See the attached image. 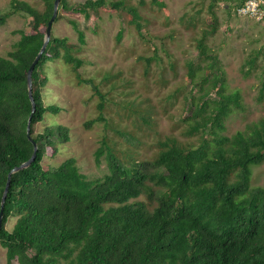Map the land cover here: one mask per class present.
I'll list each match as a JSON object with an SVG mask.
<instances>
[{
    "label": "trees",
    "instance_id": "trees-1",
    "mask_svg": "<svg viewBox=\"0 0 264 264\" xmlns=\"http://www.w3.org/2000/svg\"><path fill=\"white\" fill-rule=\"evenodd\" d=\"M41 1L43 9L11 0L10 10L0 12V26L13 13L23 12L31 27L15 29L19 39L0 55V209L9 172L34 150L27 135L33 107L27 72L45 41L55 0ZM122 5V1L86 0L75 7L61 0L60 8L88 13ZM214 5L212 29L198 40L205 64L189 63L192 81L198 70L204 71L195 83L203 93L199 101L190 100L186 130L189 136L200 134V143L191 146L167 137L159 140L154 158H132L128 163L103 140L96 161L101 164L106 156L108 172L94 179L81 171L75 157L54 167L43 163L49 150L57 154V141L69 140L70 131L56 124L35 132L36 123L48 112L62 109L45 103L43 89L49 77L44 67L58 58L77 72L82 65L75 55L77 44L52 32L33 72L36 110L31 134L38 144L37 157L12 174L5 202L0 246L6 249L7 264L15 260L18 264H264V185L251 184L252 166L264 163V118L232 135L224 133L228 116L243 109V103L239 91L226 92L219 57L206 42L217 30ZM132 12L141 33L136 21L140 15L136 9ZM71 22L83 43L84 32L75 20ZM77 75L79 83L91 84L101 97L99 115L86 122L90 127L105 120V96L93 80ZM211 90L215 94L209 97ZM263 96L264 84L260 99ZM11 217L17 218L9 229Z\"/></svg>",
    "mask_w": 264,
    "mask_h": 264
},
{
    "label": "rangeland",
    "instance_id": "rangeland-1",
    "mask_svg": "<svg viewBox=\"0 0 264 264\" xmlns=\"http://www.w3.org/2000/svg\"><path fill=\"white\" fill-rule=\"evenodd\" d=\"M43 9L41 0H25ZM86 0H68L79 7ZM122 1L118 8H100L88 13L60 8L59 19L52 32L68 37L77 44L75 55L82 65L75 71L62 58L46 63L44 69L49 81L43 89L46 104L59 105V113L48 112L36 123L35 132L64 124L69 127V140L57 141L58 152L48 151L43 158L47 166H57L68 157H75L83 173L99 178L108 172L106 156L101 164L96 152L103 140L117 150L129 163L130 159H152L158 152L159 140L175 137L181 143L195 146L201 135L186 134L189 104L192 97L199 101L203 93L196 72L190 79L189 63L198 67L201 60L198 40L212 29L211 4L215 3L217 30L206 42L219 57L224 72L226 92L239 91L243 109H236L226 120L225 134L243 130L253 121L264 118V20L237 16L234 6L238 0H107ZM11 0H0V12L10 10ZM136 9L141 33L134 21ZM57 16V17H58ZM71 20L84 32V42ZM15 29L30 31V17L23 12L13 13L0 26V55L12 49L20 35ZM142 34V35H141ZM254 60V62H252ZM93 80L104 94V121L90 127L86 122L99 115L101 97L91 84L79 83L78 75ZM215 94L211 90L210 96ZM128 155V156H127ZM251 184L264 185V163L253 165ZM17 217H11V229ZM0 264H7L6 249L0 246ZM12 264H18L15 260Z\"/></svg>",
    "mask_w": 264,
    "mask_h": 264
},
{
    "label": "water",
    "instance_id": "water-1",
    "mask_svg": "<svg viewBox=\"0 0 264 264\" xmlns=\"http://www.w3.org/2000/svg\"><path fill=\"white\" fill-rule=\"evenodd\" d=\"M60 3L61 0H55L54 1V10H53V15L50 18L48 25H47V29H46V34H45V41L40 49V51L38 52V54L36 55L35 59L33 60V62L31 63L28 72H27V77H28V87H29V96L32 100V114L35 112L36 110V101L35 98L33 96V72L36 68V65L38 64L39 60L41 59L43 53L45 52L48 42L51 39L52 36V28H53V23L56 20L58 13H59V8H60ZM32 114L29 117L28 120V128H27V135L28 138L31 140V142L33 143L34 146V150L33 153L31 155V157L26 160L25 162L21 163L18 166H15L8 174V179H7V183L3 192V196H2V202H1V209H0V231L2 229L3 226V218H4V208H5V202H6V198L10 189V185H11V179H12V174L14 172H17L23 168H27L29 167L35 160L37 157V152H38V144L35 141V139L33 138L32 134H31V122H32Z\"/></svg>",
    "mask_w": 264,
    "mask_h": 264
},
{
    "label": "built area",
    "instance_id": "built-area-1",
    "mask_svg": "<svg viewBox=\"0 0 264 264\" xmlns=\"http://www.w3.org/2000/svg\"><path fill=\"white\" fill-rule=\"evenodd\" d=\"M237 16L251 17L258 21L264 20V0H244L242 4L235 6Z\"/></svg>",
    "mask_w": 264,
    "mask_h": 264
}]
</instances>
